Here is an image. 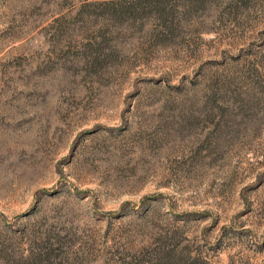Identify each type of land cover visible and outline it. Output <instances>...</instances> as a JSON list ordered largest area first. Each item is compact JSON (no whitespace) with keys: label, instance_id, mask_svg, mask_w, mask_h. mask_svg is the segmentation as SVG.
Segmentation results:
<instances>
[{"label":"rangeland","instance_id":"rangeland-1","mask_svg":"<svg viewBox=\"0 0 264 264\" xmlns=\"http://www.w3.org/2000/svg\"><path fill=\"white\" fill-rule=\"evenodd\" d=\"M144 2L0 0V264H264V0Z\"/></svg>","mask_w":264,"mask_h":264},{"label":"trees","instance_id":"trees-1","mask_svg":"<svg viewBox=\"0 0 264 264\" xmlns=\"http://www.w3.org/2000/svg\"><path fill=\"white\" fill-rule=\"evenodd\" d=\"M144 1H145L144 4L146 5V8H148V10H149V14L151 15V14H153V12H156L160 18V15L162 14L163 10H161L160 8H157V7H162L161 1L163 2L164 0H144ZM197 1L200 3H204L207 0H197ZM208 1H211L212 3H215L217 1L218 2H225L226 3L225 5H226L228 12L232 13L234 11L236 12L238 9V6L242 5L245 0H208ZM111 2H113V1H111ZM130 5H133V4H130ZM127 9H129V7H126L125 10L127 11ZM255 69H257V70H254V72H257L258 69H260V66H256ZM167 85H168V87H171V86H169V84H167ZM172 89L178 90L179 87H174ZM196 216L197 215H195L193 213H189V214H184L182 217H184V219H187V218H191V217L194 218ZM147 255L144 256V258L146 260H148V259H150V261L152 260L151 264H172L170 262V257L172 255L171 251L162 250V251L155 252V251L151 250ZM153 261H155V262L153 263ZM182 261H183V258H179L178 262L177 263L174 262V264H182ZM147 263H149V262H147Z\"/></svg>","mask_w":264,"mask_h":264}]
</instances>
